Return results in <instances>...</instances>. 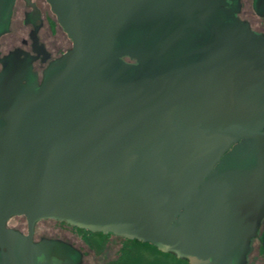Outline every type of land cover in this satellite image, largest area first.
Segmentation results:
<instances>
[{
	"label": "water",
	"instance_id": "water-1",
	"mask_svg": "<svg viewBox=\"0 0 264 264\" xmlns=\"http://www.w3.org/2000/svg\"><path fill=\"white\" fill-rule=\"evenodd\" d=\"M48 1L72 46L35 94L0 107L2 245L4 219L29 222L8 264H53L37 261L40 219L150 242L189 264H236L264 216V41L237 20L235 0ZM11 5L0 0L5 18ZM161 20L158 55L186 34L207 41L195 62L139 77L120 59L143 72L132 39ZM239 140L255 151L251 166L217 170Z\"/></svg>",
	"mask_w": 264,
	"mask_h": 264
},
{
	"label": "flooded vegetation",
	"instance_id": "flooded-vegetation-1",
	"mask_svg": "<svg viewBox=\"0 0 264 264\" xmlns=\"http://www.w3.org/2000/svg\"><path fill=\"white\" fill-rule=\"evenodd\" d=\"M231 2L232 0H225L221 6ZM235 4L237 10L234 15L237 20L243 23L255 40L264 41V0L258 2L251 0L250 17L241 15L243 0H235ZM161 23L162 20L157 24L145 25L147 27L142 28L145 30L144 33L132 39V42H136L137 47H140L139 56L144 61L143 72L137 68L136 59L129 56L120 59L125 65L132 66L139 77L173 73L195 62L197 57L193 51L207 41L208 33L203 34L202 41L197 38L191 42L190 36H200V34H186L181 42L174 46L169 45L158 55V48L152 45L159 36L156 29L158 30L157 27ZM62 30L48 0H12L8 17L5 18L0 14V107L15 101L19 96H31L45 85L46 72L72 46V41L68 37L71 46L66 48V33ZM209 40H212V37ZM261 132L264 138V128ZM254 156L255 151H249L244 140H239L229 147L221 157V163L215 168L222 172L243 171L251 166ZM46 220H53L89 234L84 229L71 226L64 221L54 219L35 221L32 242L38 254L37 261H44L46 257L53 264H81V250L63 241L62 237H51L49 229L40 226L41 222ZM3 230L5 243L2 245L0 240V264H8L7 246L17 259V248H23L29 234V222L23 215H10L3 221ZM108 234L92 232V235L96 236ZM263 238L264 216L260 220L256 235L250 238L247 248L242 250L239 258L236 259V264H264ZM2 252L5 253L4 258L1 256Z\"/></svg>",
	"mask_w": 264,
	"mask_h": 264
},
{
	"label": "rangeland",
	"instance_id": "rangeland-1",
	"mask_svg": "<svg viewBox=\"0 0 264 264\" xmlns=\"http://www.w3.org/2000/svg\"><path fill=\"white\" fill-rule=\"evenodd\" d=\"M251 0H243L241 15H247L250 17L251 12ZM63 31V30H62ZM65 46L66 48L71 46L68 36L65 34ZM41 227L45 226L50 231L51 237H62L63 241L71 243L74 247L81 250L82 261L81 264H109L110 261L116 259L123 246H126L129 250L134 252L135 255L146 256L150 260L168 259L173 264H177L171 257H165L154 249L125 241L122 237L113 234L108 235H87L80 230H75L67 225L54 222L53 220H46L41 222ZM49 235V234H48ZM149 250V251H148ZM162 262V261H160ZM138 264H145L141 258ZM183 264V263H181Z\"/></svg>",
	"mask_w": 264,
	"mask_h": 264
},
{
	"label": "trees",
	"instance_id": "trees-1",
	"mask_svg": "<svg viewBox=\"0 0 264 264\" xmlns=\"http://www.w3.org/2000/svg\"><path fill=\"white\" fill-rule=\"evenodd\" d=\"M86 232L89 233V235H92V232L85 230ZM125 241L127 242H132L135 244H139V245H143V246H148L152 249H154L155 251H158L160 254H162L163 256L167 257H171L175 262H177V264H189L188 261L186 259L183 258H177L174 254L169 253V252H164L160 249H158L154 244L150 243V242H142V241H138L136 239L130 240V239H125L123 238ZM126 246L122 247V250L119 254V256L110 261L109 264H138L139 259L141 258V260L144 261L145 264H173L171 261H169L168 259H155L150 260L148 259L146 256H140V258H138L137 255H135L134 252L130 251L128 252V250L126 249ZM149 251V250H148ZM162 261V262H160Z\"/></svg>",
	"mask_w": 264,
	"mask_h": 264
}]
</instances>
